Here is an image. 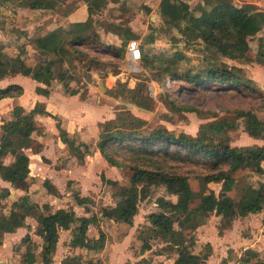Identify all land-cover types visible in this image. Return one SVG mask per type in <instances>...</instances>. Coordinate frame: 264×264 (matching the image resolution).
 Returning <instances> with one entry per match:
<instances>
[{
	"label": "trees",
	"instance_id": "16d2710c",
	"mask_svg": "<svg viewBox=\"0 0 264 264\" xmlns=\"http://www.w3.org/2000/svg\"><path fill=\"white\" fill-rule=\"evenodd\" d=\"M1 1L36 10L55 9L60 3H64L62 0ZM85 1L89 12V18L85 22L74 23L71 29L60 27L48 34H42L37 38L35 46L47 54L58 55V61L63 63L65 56L71 54L70 52L83 53V47L102 45L101 38L95 36L97 29L93 16L96 8L104 4L106 0ZM160 12L166 24L178 29L186 44L200 43L213 50V56L208 59L206 67L200 72L181 75L171 66L164 65L166 73L172 74L173 78L183 79L196 85L230 86L237 91L247 90L264 97L263 92L255 85L256 80L250 77L243 67L230 66L220 61L214 62L215 58L249 61L247 56L250 49V38L264 28V10L252 3L237 5L233 0H207L205 4H198L195 9H192L185 0H161ZM113 32L125 43L122 47L111 49L113 53L119 55L125 53L131 40L139 38L136 31L130 28H116ZM147 41L154 42L152 35H148ZM75 47L78 49L70 50ZM22 50L21 53H26L24 49ZM21 53L12 57L0 46V80L16 74L29 76L47 86V88L37 86V93L50 96L49 87L52 86L54 80L63 81L65 79V75L55 74L56 61L50 60L45 64L31 66ZM142 58L147 65L151 64L148 53L141 45ZM183 58V55L176 54V60ZM256 62L264 65L263 45H260ZM162 63L164 64L165 61ZM16 88L18 90L14 91ZM78 93V91H73L71 95ZM22 94L23 88L20 85L0 88V100ZM40 114L51 116L56 120L62 141L74 154L82 157L91 150L88 143L78 141L73 137L63 126L62 118L49 112L44 103L37 102L30 112H26L23 106L17 105L13 110L12 119L5 121L1 126V178L14 183L17 180L24 181L29 177L30 156L25 150L31 147L29 137L33 133H44V129L36 118ZM238 116L245 119V131L250 137L264 140V119L251 110L239 111ZM145 124L146 121L138 117L128 122L130 126L128 129L118 127L112 119L101 122L97 146L112 166L121 167L123 165V161L118 158L122 151L132 152L136 159L144 158V161L149 162L136 163L131 167L133 174L129 185L120 186L118 181L109 180L111 184L117 185L119 190L114 193L117 199L116 206L104 207L103 216L133 223L139 212V203L149 196L151 187L164 186L167 193L177 196L178 200L175 202L164 195L157 199L158 210L148 216L151 226L148 227L143 250L152 248L151 240H158L166 244L163 247L164 251L172 248L178 253L174 264H206L213 253L211 243H207L199 253L187 250L195 246L196 230L205 223L209 213L221 216L227 222L225 228H228L236 218L264 210V191L261 185L259 187L248 185L242 191L239 201L226 194L236 188L238 180L234 176L235 172L250 169L258 174L264 173L262 166L264 144L231 145L230 137L226 134L228 129L236 125L228 119L203 125L201 134L197 136L185 132L175 135L159 129L146 134L142 129ZM155 144H158V147H154ZM172 144L185 148L187 153L183 154L180 149L172 150ZM162 151L164 156L176 161H191L209 167L211 172L199 177L204 186L203 192H197L192 188L189 175L167 171L159 164L150 161L155 157L163 156ZM9 155L15 161L6 164L3 157ZM212 182L223 183V195H217L215 191L209 190L208 184ZM48 187L50 189L52 185ZM10 193L9 188H3L0 191V199L9 197ZM75 200L79 205L85 206V199L78 193L75 194ZM194 200H199V203L192 207L191 203ZM29 216L38 221V231L43 235L42 257L46 264L51 263L52 255L57 250L60 230L70 229L73 224L77 225L73 229L71 242L73 246L92 250H100L105 246L107 236L104 232H101L98 239H91L88 236L89 226L99 223L96 214L92 217H77L72 207L44 213L39 204L31 202L29 195H23L14 201L8 215L4 213L0 215V242L5 233L15 232L19 227L27 226L26 219ZM222 232L221 230L220 233ZM188 236H190L189 240ZM23 241L32 243L29 234L24 237ZM255 259L258 260L257 264H264L259 254L249 248L239 258V264H251ZM34 261L35 255L28 252L24 263L33 264ZM229 261L230 258H225L221 264H229ZM76 264H80V261L78 260Z\"/></svg>",
	"mask_w": 264,
	"mask_h": 264
},
{
	"label": "rangeland",
	"instance_id": "374dc122",
	"mask_svg": "<svg viewBox=\"0 0 264 264\" xmlns=\"http://www.w3.org/2000/svg\"><path fill=\"white\" fill-rule=\"evenodd\" d=\"M62 1L64 3H60L58 8L53 9L51 12H46V14L45 12L28 9L14 14L11 7H17L15 4L7 3V7L0 4V10L4 9L0 12V46L12 57L20 55L21 51H23L22 49H24L26 53H21V55L31 66L45 64L50 60L56 61L54 72L56 75H65V79L63 81L54 80L53 83L60 84L63 94L67 96H71L73 91H78L77 96L79 98L75 99L74 102H70V100L63 101L64 98L58 96L55 104L62 106L64 109H74L76 102L85 100V106L88 108L86 118L89 121V124L86 123V125L91 137H95L96 129H98L96 144L99 140L101 122L112 119L118 127L128 129L130 127L128 122L134 117L146 121L142 128L146 134L159 129L175 135L185 132L193 136L200 135L201 127L205 124L228 119L236 125V127L227 130L226 135L230 137L231 145L249 146L258 143L254 140L255 138L250 137L245 131V119L239 117L238 112L251 110L264 119L263 96L247 90L237 91V89L230 86L192 84L183 79L173 78L172 74L164 71V65H169L181 75L200 72L206 67L209 62L208 59L213 56V50L200 43L186 44L178 29L166 24L160 12L161 0H106L104 4L96 8V13L93 16L95 28L97 31L100 30L103 44L99 47H83V53L70 52L71 54L66 55L65 61L61 63L58 61V55L47 54L37 48L35 42L42 34H48L58 29V26H55L57 21L59 22L60 20L57 12L65 13L70 8L79 5V1L83 0ZM185 1L190 4L192 9H195L198 4H205L207 0ZM233 1L237 5L252 3L264 10V0ZM33 22L35 23L34 25ZM40 24L43 26H40ZM31 27H34V29ZM71 28H73L71 24L66 26V29ZM116 28H130L136 31L139 35V38L136 39L141 42L142 48L148 53L150 57L149 63L151 64L147 65L143 58L138 60L130 59L128 49L122 55L111 51L114 47L125 45L122 39L113 32ZM110 32L117 36L116 43L111 40H105L102 37V34ZM148 35H152L154 42L149 43L147 41ZM260 45L264 47V28L260 33L250 38V49L247 56L249 61L229 58L218 60L215 58L214 62L218 63L220 61L230 66L243 67L252 78L256 75V78L261 82L255 85L264 94V65L256 62ZM72 49L78 48L75 47L70 50ZM176 54H181L184 58L178 61L176 60ZM162 61H165V63L163 64ZM89 77L90 81H88ZM29 79L32 80V78ZM27 88L28 90L31 89L29 83ZM17 90L16 88L14 91ZM1 110L6 113L7 108L2 107ZM54 121L56 122L55 119ZM89 143L91 147L95 144L92 141ZM261 143L264 144V140H261ZM154 147H158V144H155ZM171 149H180L183 154L187 153L185 148L177 144H172ZM162 155L150 161L159 164L167 171L189 175L192 188L197 192H203L204 186L199 177L209 174L211 172L209 167L191 161H176L164 156L163 151ZM118 158L123 161L121 167L110 165L105 158L103 166L99 160H92L93 158L90 160L93 165L96 164L95 169L98 172L96 171L90 177L88 187L102 195L100 203L92 200L89 204L96 207V209H91L94 214H96V210L99 213L102 212L103 203L117 202L114 193L119 190V187L107 183L101 176H109L111 179L117 180L120 186L129 185L133 174L131 167L136 163H149L148 160L144 161V158L136 159L132 152L124 153L122 151ZM33 167L35 169L36 166L34 165ZM97 173L100 177L95 176ZM234 176L238 180L236 188L226 194L236 201L240 200L242 191L248 185L256 187L261 185V189L264 191V173L258 174L246 169L235 172ZM39 185L42 186V184ZM222 186V182L208 184L209 190L215 191L220 196L223 195ZM75 193H79V191L75 189L72 194L73 200ZM161 195L175 202L178 199L177 196L168 194L164 186L151 187L149 196L146 199H142L139 203L137 215L140 221H146L144 225L142 224L144 227L142 230H146L151 225L148 216L158 210V206L155 203H157V199ZM14 201L15 198L12 196L2 199L0 201V215L3 213L8 215L11 212ZM198 203L199 200H194L191 206L194 207ZM257 217L259 219L256 221L252 220V225L257 233V238H259L264 234V213L260 216L257 215ZM216 218L213 216L211 219H214V225L218 232L230 228H225L227 222L221 216ZM244 224V228H237L238 232H242L245 238L249 237V235L252 236L253 229L250 228L251 226L248 222ZM138 231L140 232L141 228ZM236 232L230 234L232 239L237 237L233 236L237 235ZM35 234L33 238L40 241ZM13 241L9 235L3 236L0 242V264H13L12 260L14 259H17L15 264H23V253H28L29 251L32 255H35L36 252L40 255V259L36 264H46L43 262L42 248H39L42 244L22 241L19 246H13V243H11ZM152 242L154 250L148 252V257L157 264L159 263L158 251L161 248L158 240H153ZM257 242L262 245L263 250L260 256L263 255V258H261L264 259V236ZM24 245H28L30 248L27 249ZM139 249H141V246H139ZM13 251H16V253L13 254ZM233 251L231 250L230 252L231 258L234 259L233 264H237L239 255ZM86 256L90 259L88 254L81 253L76 258L69 257L66 260L69 263H74L77 262V259L80 260L81 257ZM92 259L94 260L95 258ZM96 259L99 262L101 261L99 258ZM252 264H257V262H252Z\"/></svg>",
	"mask_w": 264,
	"mask_h": 264
},
{
	"label": "crops",
	"instance_id": "0c3cea01",
	"mask_svg": "<svg viewBox=\"0 0 264 264\" xmlns=\"http://www.w3.org/2000/svg\"><path fill=\"white\" fill-rule=\"evenodd\" d=\"M67 2L69 1L67 0ZM7 3L11 2L0 1V4L3 6H6ZM59 5L56 8H58ZM11 8L14 14L24 9L31 11H41L45 12V14L46 12H51L53 10H36L18 6H12ZM2 10L4 9H1L0 12H2ZM57 15L60 16L59 22L57 21V24H55V26H58L57 28H66V26L70 24L72 25L78 22H85L89 18L88 4L85 0L79 1V5L70 8L62 14L57 12ZM45 17L47 18V16ZM34 24L35 23L33 22V25ZM42 24H40V26H43ZM31 28L34 29V27ZM54 29H56V27H54ZM100 34V30H98L95 36L101 38ZM102 37L105 38V40H111L114 43L117 41V36L111 32L102 34ZM29 78L31 77L24 76L22 74H16L0 80V88H6L10 85H20L23 88V94L21 96L5 97L0 100V147L2 134L1 126L5 121L12 119L14 108L17 105H21L26 112H30L37 102L44 103L49 112L59 115L61 118H63V126L78 141L86 142L89 145V142L92 141L95 144L91 147L89 153H86L82 157L78 156L77 154H74L72 151H70L68 145L62 141L54 119L48 115H37L36 118L39 121L40 126L44 129V133H33L29 137L31 147L25 150L30 156L31 172L29 177L24 181L17 180L14 183H11L0 177V187L1 189L9 188L11 192L10 196L14 197L15 201L23 195H29L31 202L39 204L44 213L55 212L60 208L68 209L72 207L76 212L77 217H92L95 214L91 209H96V207L92 204L90 206L89 204L92 202V200L100 203L102 200V195H100V193L97 191L89 189L88 187V180L91 176H93L94 173H96V171L98 172V170L95 169L96 164L93 165V162L90 160L91 158H93L92 160H99L100 164L103 166L105 164V159L96 144L98 139V129H96L95 137H91L88 132V126L86 125V123L89 124V121H87L88 119L86 118L88 108L85 106V100L76 102L74 109H64L62 106L55 104L58 96L64 98L63 101L70 100V102H74V100L78 99L79 96H67L66 94H63L61 85L58 83H53L52 86L49 87V90L51 91L50 96H45L43 94L37 93L36 88L37 86L47 88V86L33 78L32 80ZM253 78L257 83L261 82L256 78V75ZM28 83L31 85L30 90L27 88ZM2 107L7 108L6 113L1 110ZM254 140L258 142V144H263L259 139ZM3 159L6 164H11L15 161L11 155L5 156ZM34 165L36 166L35 169L33 167ZM262 166L264 167V162L262 163ZM95 176L100 177L98 176V173L95 174ZM101 177L105 179L107 183H110L109 180L117 181L111 179L109 176ZM39 184H42V186ZM50 185H52V188L49 189L48 186ZM75 189L78 190V194L85 199V206L79 205L76 202V193L74 194L75 201L73 200L72 194ZM2 199L3 198H1V200ZM115 204L116 203L111 201L110 203H103L102 206L114 207L116 206ZM155 205H157V203H155ZM86 207H88V209H86ZM263 211L256 214H249L245 217L236 218L233 220L230 228L224 230L222 233L217 231V228L214 225V219H211L213 216L217 218L218 216L215 213H209L205 223L200 225L196 230L195 246L189 247L187 251L199 253L203 250V246H205L207 243H211L213 253L208 258L206 264H221L222 260L225 258H230L229 264H233L234 259L231 258V250H234L233 252L238 253L240 258L249 248L257 252L259 254V258L262 259L263 255L260 256V253L262 252L263 248L262 245H259L257 241H260L264 234L257 238V233L254 231L252 224L253 221L259 219L257 215H262L264 213ZM96 215L99 218V223L91 224L89 226L88 236L91 239H98L101 232H104L107 236L104 248L100 250H92L73 246L71 244L73 240V229L77 226L73 224L70 229L60 230V238L57 244V250L52 255V261L50 264H76V262L69 263L66 259L69 257L76 258L81 253L88 254L90 259L87 258V256L83 258L81 257L79 260L80 264H155L152 261L153 259L148 257V252L154 250V244L152 242L153 240H151L152 248L145 251L143 250V244L147 235L148 227L151 225H149L146 230H142L146 221H140L138 215L135 216L133 223L119 221L117 218L104 217L103 212L99 213L97 210ZM26 222L27 226L19 227L15 232H8L5 233V235H9L14 240L11 242L13 243V246H19L24 237L28 234L30 235L32 242H37V244H42L43 246L44 239L41 232L38 231V221L35 218L29 216L27 217ZM245 222H248L251 226L250 228L253 229V235H249L247 238L244 237L242 232L239 233L237 229L241 227L244 228ZM139 228H141L140 232L138 231ZM233 232H236L237 234L233 235L237 236L235 239H232L230 235ZM34 233H36L35 235L36 237H39L40 241H38L36 238H33ZM189 238L190 236L187 237L188 240ZM159 244L161 248L158 251L159 263L174 264L178 258V253L172 248L164 251L163 247L166 246V244L162 242H159ZM24 246H26L27 249L30 248L28 245ZM42 246L39 248H42ZM139 246H141V249H139ZM15 253L16 251H13V254ZM26 254L27 253H23L24 259ZM92 258L95 259L93 260ZM96 258L101 259V261L99 262V260ZM239 258L237 259V264H239ZM35 259L37 260L33 264H36L40 259L38 252L35 253ZM16 261L17 259L12 260L13 264H15ZM255 261L258 262L257 259L253 260V262ZM23 264L25 263L23 262Z\"/></svg>",
	"mask_w": 264,
	"mask_h": 264
},
{
	"label": "built area",
	"instance_id": "2783aa9c",
	"mask_svg": "<svg viewBox=\"0 0 264 264\" xmlns=\"http://www.w3.org/2000/svg\"><path fill=\"white\" fill-rule=\"evenodd\" d=\"M128 56L132 60L141 59V42L138 39H133L129 42Z\"/></svg>",
	"mask_w": 264,
	"mask_h": 264
},
{
	"label": "water",
	"instance_id": "95a60500",
	"mask_svg": "<svg viewBox=\"0 0 264 264\" xmlns=\"http://www.w3.org/2000/svg\"><path fill=\"white\" fill-rule=\"evenodd\" d=\"M91 79H90V77L88 78V81H90Z\"/></svg>",
	"mask_w": 264,
	"mask_h": 264
}]
</instances>
